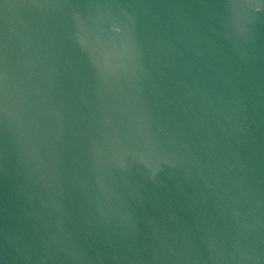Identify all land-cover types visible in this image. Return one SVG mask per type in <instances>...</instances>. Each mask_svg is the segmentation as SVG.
Listing matches in <instances>:
<instances>
[{
  "label": "water",
  "instance_id": "water-1",
  "mask_svg": "<svg viewBox=\"0 0 264 264\" xmlns=\"http://www.w3.org/2000/svg\"><path fill=\"white\" fill-rule=\"evenodd\" d=\"M0 264H264V0H0Z\"/></svg>",
  "mask_w": 264,
  "mask_h": 264
}]
</instances>
